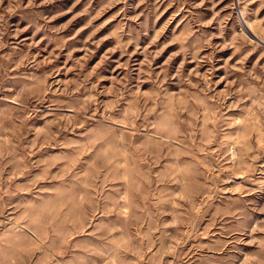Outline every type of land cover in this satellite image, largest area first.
Masks as SVG:
<instances>
[{
	"label": "rangeland",
	"instance_id": "rangeland-1",
	"mask_svg": "<svg viewBox=\"0 0 264 264\" xmlns=\"http://www.w3.org/2000/svg\"><path fill=\"white\" fill-rule=\"evenodd\" d=\"M0 264H264V0H2Z\"/></svg>",
	"mask_w": 264,
	"mask_h": 264
},
{
	"label": "clouds",
	"instance_id": "clouds-1",
	"mask_svg": "<svg viewBox=\"0 0 264 264\" xmlns=\"http://www.w3.org/2000/svg\"><path fill=\"white\" fill-rule=\"evenodd\" d=\"M0 3H2V0H0Z\"/></svg>",
	"mask_w": 264,
	"mask_h": 264
},
{
	"label": "bare ground",
	"instance_id": "bare-ground-1",
	"mask_svg": "<svg viewBox=\"0 0 264 264\" xmlns=\"http://www.w3.org/2000/svg\"><path fill=\"white\" fill-rule=\"evenodd\" d=\"M262 40V39H261Z\"/></svg>",
	"mask_w": 264,
	"mask_h": 264
}]
</instances>
